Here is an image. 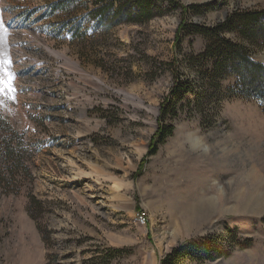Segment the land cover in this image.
<instances>
[{
  "label": "rangeland",
  "instance_id": "obj_1",
  "mask_svg": "<svg viewBox=\"0 0 264 264\" xmlns=\"http://www.w3.org/2000/svg\"><path fill=\"white\" fill-rule=\"evenodd\" d=\"M178 1L215 8L104 32L85 17L93 0H0V165L14 171L0 184V264H161L183 242L225 243L229 227L251 244L182 264H264L262 101L229 92L236 76L218 93L202 83L185 58L206 37L178 40L185 21L214 26L264 0ZM250 52L264 66V47ZM179 71L209 99L189 93L167 119L174 135L141 166Z\"/></svg>",
  "mask_w": 264,
  "mask_h": 264
},
{
  "label": "trees",
  "instance_id": "obj_2",
  "mask_svg": "<svg viewBox=\"0 0 264 264\" xmlns=\"http://www.w3.org/2000/svg\"><path fill=\"white\" fill-rule=\"evenodd\" d=\"M171 7L180 8L181 12L187 15L204 16L209 10L215 8V4L184 6L178 0H93V7H86L85 9V17L87 16L89 22L94 23L95 27L98 29L103 27V31L107 32L114 25L122 22L140 24L149 21L154 15L164 14ZM82 28L83 25H80L74 32L73 40L79 37V31ZM180 32L201 34L207 39L205 49L201 53L185 58L188 70L195 72L201 78L202 83L209 84L217 93L221 92L222 82L225 79L236 76V87H230L229 92L238 89L241 93H252L254 90L253 98H260L264 110V66L254 62L250 57V46L264 47V10L247 9L233 12L224 21L214 26L185 21L178 30V40ZM227 32H235L241 40L235 41L227 37L225 35ZM246 42L248 43L247 46ZM198 86L201 85H195L194 81L182 79L180 71L176 73L174 85L160 104L158 129L149 143L146 157L141 166L144 165L146 158L158 152L159 146L165 143L167 138L174 135L175 127L171 123H167V119L170 121L176 119L179 112L185 110L186 104L192 103L188 98L189 93L194 92L195 87ZM200 93H196L198 99L203 95L205 96L204 100L209 99L208 95L206 97L204 93L203 95ZM200 102L202 101L200 100ZM9 148L11 146L6 147V155L10 156L14 148L8 151ZM1 165L0 184L7 180L5 174L14 173L13 169L7 165H2V167ZM31 199L32 202L36 201L35 197H31ZM227 233L231 236V239L227 238L225 241V243L229 242L228 246L209 236L200 241L183 242L165 255L161 259V264H182L184 260L213 261L229 255L234 246L251 244L252 239H248L247 242L239 241L238 228L229 227Z\"/></svg>",
  "mask_w": 264,
  "mask_h": 264
},
{
  "label": "bare ground",
  "instance_id": "obj_3",
  "mask_svg": "<svg viewBox=\"0 0 264 264\" xmlns=\"http://www.w3.org/2000/svg\"><path fill=\"white\" fill-rule=\"evenodd\" d=\"M192 137V136H191ZM193 138V137H192ZM192 150L194 151H200L203 153V155H207L209 152H208V149L206 147H203V143L201 141V139H198V138H195L193 139V145H192ZM201 153V154H202ZM223 153V152H222ZM225 154V153H224ZM229 154V153H228ZM227 155V154H226ZM224 156V155H223ZM139 221L141 222V217L139 216L138 217Z\"/></svg>",
  "mask_w": 264,
  "mask_h": 264
},
{
  "label": "built area",
  "instance_id": "obj_4",
  "mask_svg": "<svg viewBox=\"0 0 264 264\" xmlns=\"http://www.w3.org/2000/svg\"><path fill=\"white\" fill-rule=\"evenodd\" d=\"M139 216L141 217V222H142V223H145L146 218H145L143 215H141V214H140Z\"/></svg>",
  "mask_w": 264,
  "mask_h": 264
}]
</instances>
